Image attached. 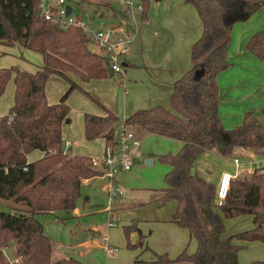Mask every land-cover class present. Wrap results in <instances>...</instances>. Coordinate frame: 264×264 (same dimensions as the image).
Wrapping results in <instances>:
<instances>
[{
	"label": "trees",
	"instance_id": "16d2710c",
	"mask_svg": "<svg viewBox=\"0 0 264 264\" xmlns=\"http://www.w3.org/2000/svg\"><path fill=\"white\" fill-rule=\"evenodd\" d=\"M183 1L196 8L202 29L191 45L189 68L173 82L170 107L138 108L122 121L138 139L156 133L182 142L178 151L158 154V159L169 165L164 175L166 186L159 188L158 199L177 201L171 219L188 228L196 248L182 250L173 258L153 251L154 261L242 264L237 252L243 244L234 239L264 241V171L255 168L239 174L231 180L226 196L218 199L216 184L192 166L212 148L222 155H229L235 146L259 156L264 153V123L253 122L251 111L231 128L222 125L216 80L230 64L233 24L247 19L264 0ZM141 3L140 16L145 17L149 0ZM0 43L18 44L42 55L34 71L14 64L0 67V94L10 78L14 83L9 111L0 115V264H89L61 253L37 214L73 208L80 197L86 198L82 180L102 173L93 166L91 156L69 154L64 149L62 126L70 119L67 97L74 88H81L68 72L85 81L108 76V68L103 56L89 48V37L81 27L73 24L64 29L44 18L37 0H0ZM244 48L264 60V26L250 35ZM51 74L69 83L55 102H49L45 92ZM99 104L104 113L83 112L85 138L103 136L105 145H114L120 119ZM35 149L43 155L28 160L27 154ZM245 213L251 215L253 225L226 232L224 217ZM123 229L127 245L141 244L140 236L134 241L130 238L132 229L139 231L135 220ZM9 245L11 258L5 252ZM13 257L17 261L13 262Z\"/></svg>",
	"mask_w": 264,
	"mask_h": 264
},
{
	"label": "crops",
	"instance_id": "0c3cea01",
	"mask_svg": "<svg viewBox=\"0 0 264 264\" xmlns=\"http://www.w3.org/2000/svg\"><path fill=\"white\" fill-rule=\"evenodd\" d=\"M86 1L99 5L94 8L93 14L86 16L88 23H93L92 21L97 20L99 22L97 27L117 24L119 20L125 17L121 9L115 8L109 2L103 6L100 3L101 0ZM55 2L52 5H58V0H55ZM78 16L84 18L83 15ZM135 17L138 29L130 42L128 53L122 57V71L120 74L113 73V75H119L123 78L124 90H118L108 105L102 103L117 114L120 119L119 121H122L125 116L138 108H146L156 104L170 107L169 96L173 88V82L189 68L190 48L192 43L199 37L202 29V22L196 8L183 0H149L145 17H141L140 12H136ZM263 26L264 3L247 19L236 21L232 26L231 42L228 49L230 64L216 76L219 92L218 115L225 128H231L240 123L246 111H251L249 118L253 117L255 119L252 110L257 108H261L262 110L264 108V60L259 59L244 48L250 35ZM52 75L56 74H51L49 78ZM47 82L45 85L47 100L55 102L62 92L61 94L56 93L50 98ZM12 98L13 92L11 104ZM68 122H70V119L66 123ZM67 125L64 123L62 126L63 143L68 142L66 147L67 152L69 154H85L91 157L93 155L98 156L88 149L81 150L82 148H88L91 141L85 138L83 122L79 131L72 133L69 137L63 135ZM94 139H101L104 151V137L99 136ZM138 140L136 153L132 154V156L139 152L138 149L141 145L142 147L140 148L143 153L148 150L147 144L148 147H154L150 149V152L154 151L156 156H152L151 159L146 158L147 164H150L151 160H154L161 150H164L161 153H174L182 145L180 140L156 133H148ZM166 147L171 148L166 151L165 149H168ZM42 155L43 152L41 150L35 149L27 154V159L34 160ZM233 155H240L243 159L245 164L244 168H242L243 172H246V165L259 167L264 171V153L259 156L242 146L233 147L229 155H222L215 148L205 151L193 163L192 170L216 184L221 172L234 171L235 168L231 159ZM168 169L169 165L167 164L166 171ZM116 179L117 177H115V183ZM93 180L101 182V189L105 191L108 177L103 173L84 178L81 190L86 195V198H81L78 205H75L71 209L58 210L55 213L37 214L46 231L52 235L48 227H46L52 221H64L67 218L76 219L77 217L79 218L81 212L84 214L86 210L82 211V208L91 200L90 191L86 188ZM118 180L122 181L121 177H118ZM157 188L129 186L128 188H124L121 193L112 196L107 195L106 203L103 205L102 210H104V220H106L109 230L103 229L96 221H86L83 224L80 221H76L73 225L81 229V237L76 239L74 243L81 246V248L87 249L86 252L93 244L98 245L105 250L107 257L112 256L116 248L109 244L110 240H112L110 234L113 224H108V220L112 218L116 222L113 211L117 210V212L124 216L123 220L125 222L123 224H129L135 220L139 227V231L136 229L131 230L130 238L131 241H134L139 236L141 237L139 249L144 251V253L135 255L131 264L134 263L135 259H138L136 264H187L184 262L154 261L153 251L156 253H166L169 257L173 258L182 250L192 252L196 248V239L190 235L188 228L179 225L171 219V212L174 210L177 201L173 198L163 202L160 201L158 199L159 190H155ZM87 210L92 212V208ZM59 216L63 217V219H60ZM245 218L251 219V215L245 213L224 217L226 232L243 229L235 227L234 223ZM46 220H48V223L45 222ZM89 223L90 225H88ZM133 234L134 239H132ZM55 240L57 249L61 253L73 256L84 263L94 264L91 260H84L81 257L84 253L83 251L79 250L77 255L71 254L63 248L62 243L58 242L56 238ZM234 240L243 244L241 248H244L247 244L252 245L256 241H259L262 244L264 254V241L260 239ZM123 241L127 243L126 236ZM110 248L112 252L109 251ZM146 248H149V250H145ZM241 248L238 250L237 256L242 264H264L260 262L255 263L256 261L264 260V258H257V260L254 259L246 262L245 253L241 251ZM129 263L130 258L126 257V260L118 264Z\"/></svg>",
	"mask_w": 264,
	"mask_h": 264
},
{
	"label": "rangeland",
	"instance_id": "374dc122",
	"mask_svg": "<svg viewBox=\"0 0 264 264\" xmlns=\"http://www.w3.org/2000/svg\"><path fill=\"white\" fill-rule=\"evenodd\" d=\"M65 4H69L72 9V13L75 15H83L86 19V16L93 14L94 8H96L95 3L88 2L86 0H63ZM139 0H134L136 3ZM112 4L115 8L121 9L123 15L127 17L128 14L124 13V9L127 4H120L119 0H101L100 3L105 6L107 3ZM47 3L52 5L56 3L55 0H47ZM54 5V4H53ZM93 23H87L89 29L95 28L98 26L99 22L97 20L92 21ZM90 49L95 50L93 46L88 43ZM42 61L41 54L33 49L21 48L18 44H13L10 46L0 44V66H10L16 64L21 68L26 70H35L37 65ZM69 76L72 77L81 88H74L67 97V103L70 106L69 116L70 122L66 129L64 130V136L69 137L72 133H77L83 122L82 114L85 111L103 113L104 110L101 107L100 103L105 105L112 101V97L115 96V93L120 90H124L123 78L119 75H113L111 77H101V78H91L89 80L80 79L75 73L68 72ZM48 91L50 98L53 95L63 93L68 87V81L61 76L52 75L48 79ZM13 92V80L10 78L6 83L4 91L0 94V115L9 111L11 105V97ZM51 92V93H50ZM88 93V94H87ZM92 96V97H91ZM58 100V97L56 98ZM55 100V101H56ZM99 101V102H98ZM111 104V103H110ZM252 113L255 117L251 118L253 122L264 123V113L261 108L252 110ZM90 146L86 149L82 148L81 150H90V152L95 153L100 156L103 151V143L101 139H92L90 141ZM141 146H139L138 153L136 155H131V167L128 170L120 169L116 175L115 185L120 187L122 190L128 188L129 186H146V187H164L166 186L164 181V175L167 168V163L162 162L158 159V156L151 160L150 164L146 163V158L151 159L152 156H156V153L150 152V149L154 148L147 144V152H141ZM166 151L170 150L171 147H166ZM164 150H161L163 152ZM160 152V153H161ZM94 156V155H93ZM102 171L103 169L100 168ZM103 170V174H104ZM118 177H121V180H118ZM119 181V182H118ZM102 183L98 180H93L90 185L86 188L90 191L91 200L89 203H86L84 208L79 215V218H67L64 221H52L48 223V220L45 222L48 223L49 231L57 239L58 242L62 243L63 248L71 253L76 254L79 250L84 253L81 257L84 260H91L94 264H118L126 260V257L130 258V263L133 261L135 255L144 253L139 249L140 244L129 246L125 243L124 237L125 232L123 229V223L125 222L124 216H122L117 210H114L115 221L111 226L112 232L110 240V245L115 246L116 250L114 254L110 257H107L105 250L100 248V246L93 244L91 248L86 252L87 249L81 248L78 244H75L76 239L81 237V229L79 227H74V222L80 221L82 224L86 221H96L101 227L105 230H109V226L104 220V210L103 205L106 203L107 199V189L105 191L101 189ZM155 190H159V189ZM82 189V187H81ZM100 193V194H99ZM81 197L77 200L76 205L79 204ZM89 201V200H88ZM102 201V203H101ZM166 204V203H165ZM90 212L87 209H91ZM96 218V219H95ZM79 219V220H78ZM81 224V225H82ZM90 225V223L88 224ZM235 227L245 228L252 226V221L250 218H245L238 220L234 223ZM76 230V231H75ZM74 231V232H73ZM124 235V236H123ZM131 237V236H130ZM149 250L146 248L145 250ZM241 251L245 253V260H257L263 259V248L262 244L259 241H256L254 244H247L244 248H241ZM5 252L9 258L12 257V246L9 245V248L5 249ZM107 260V261H106ZM106 261V262H105Z\"/></svg>",
	"mask_w": 264,
	"mask_h": 264
},
{
	"label": "built area",
	"instance_id": "2783aa9c",
	"mask_svg": "<svg viewBox=\"0 0 264 264\" xmlns=\"http://www.w3.org/2000/svg\"><path fill=\"white\" fill-rule=\"evenodd\" d=\"M39 14L44 18L57 23L60 27L66 29L69 25H77L83 29L89 37V43L93 46L95 51L103 56V63L108 68L110 67L115 74H120L122 71V57L128 53L130 42L136 33L138 26L135 14L142 9L141 0L136 3L134 0H119L120 4H127L124 13L127 17L119 20L117 24L106 25L89 29L88 21L72 13H66V7L63 0H58V5H50L47 0H37ZM138 138L134 131L119 121L115 127V143L114 145H105L103 154L101 156H92V164L98 169H103L104 175L108 177L106 189L108 195L112 196L123 190L115 185V177L120 169L128 170L131 167V155L136 153V146L138 145ZM68 142H65L64 149ZM232 163L234 164V171L221 172L216 183V197L223 199L228 191L230 182L233 178L241 173H251L256 167L246 165V172L242 171L245 164L240 155L232 156ZM259 168V167H257ZM102 170V172H103ZM112 218L108 220V224H113ZM112 252V249H109ZM13 262L17 258L11 259Z\"/></svg>",
	"mask_w": 264,
	"mask_h": 264
},
{
	"label": "water",
	"instance_id": "95a60500",
	"mask_svg": "<svg viewBox=\"0 0 264 264\" xmlns=\"http://www.w3.org/2000/svg\"><path fill=\"white\" fill-rule=\"evenodd\" d=\"M65 7H66V13H69L71 11V6L69 4H66ZM113 73H114L113 70L110 67H108V76H112ZM200 73H201V71L196 73L197 77L200 76ZM147 162H148V160H147ZM132 239H134V234L132 236Z\"/></svg>",
	"mask_w": 264,
	"mask_h": 264
}]
</instances>
